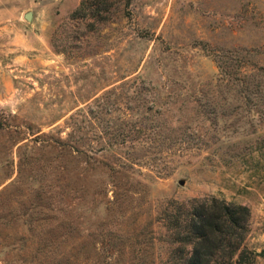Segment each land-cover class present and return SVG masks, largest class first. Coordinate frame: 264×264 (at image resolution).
<instances>
[{"label": "rangeland", "instance_id": "obj_1", "mask_svg": "<svg viewBox=\"0 0 264 264\" xmlns=\"http://www.w3.org/2000/svg\"><path fill=\"white\" fill-rule=\"evenodd\" d=\"M143 84L162 152L116 173L129 144L104 150L90 111L132 120ZM211 197L263 251L264 0H0V264H165L163 209Z\"/></svg>", "mask_w": 264, "mask_h": 264}, {"label": "trees", "instance_id": "obj_2", "mask_svg": "<svg viewBox=\"0 0 264 264\" xmlns=\"http://www.w3.org/2000/svg\"><path fill=\"white\" fill-rule=\"evenodd\" d=\"M84 6L82 3L73 16L81 15L85 10ZM219 68L223 77H229L228 84L241 86L237 91L240 90L245 104L256 107L258 104L251 97H260L261 83L258 82L257 87L253 84L255 78H232L225 66ZM150 94L148 86H136L131 96L135 104L129 108L132 111V120L121 124L105 119L112 114L110 108L102 107L96 113L90 111L93 117L99 119L100 126H103L101 139H104L103 135L109 137L103 143L104 150H114L129 144L127 156L119 160L116 173H125L124 171L134 169L135 166L142 168L152 165L159 159L164 141L157 119L164 113L161 111V104L156 98H151ZM165 111L171 113L172 109ZM78 130L82 131L83 128ZM83 138L79 140L82 141ZM250 218L248 207L228 204L216 197L194 199L187 203H168L162 211L170 245L165 264H257L259 258L264 259V250L257 252L245 246L250 231Z\"/></svg>", "mask_w": 264, "mask_h": 264}, {"label": "water", "instance_id": "obj_3", "mask_svg": "<svg viewBox=\"0 0 264 264\" xmlns=\"http://www.w3.org/2000/svg\"><path fill=\"white\" fill-rule=\"evenodd\" d=\"M25 18H26L27 20H31V19L33 18V14H32L31 12H29V13H27V14L25 15ZM181 184H184V181H181Z\"/></svg>", "mask_w": 264, "mask_h": 264}]
</instances>
